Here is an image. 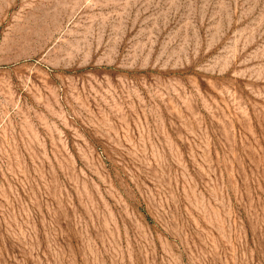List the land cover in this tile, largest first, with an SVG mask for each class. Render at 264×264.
Wrapping results in <instances>:
<instances>
[{
    "label": "rangeland",
    "instance_id": "obj_1",
    "mask_svg": "<svg viewBox=\"0 0 264 264\" xmlns=\"http://www.w3.org/2000/svg\"><path fill=\"white\" fill-rule=\"evenodd\" d=\"M0 264H264V0H0Z\"/></svg>",
    "mask_w": 264,
    "mask_h": 264
}]
</instances>
